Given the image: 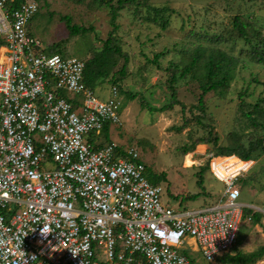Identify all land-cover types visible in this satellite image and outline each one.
<instances>
[{
  "label": "built area",
  "instance_id": "built-area-1",
  "mask_svg": "<svg viewBox=\"0 0 264 264\" xmlns=\"http://www.w3.org/2000/svg\"><path fill=\"white\" fill-rule=\"evenodd\" d=\"M39 8L0 0V264H193L180 251L191 237L209 262L231 251L244 170L222 177L209 154L222 197L164 205L138 148L92 142L107 123L123 124L119 88L98 97L84 81L86 59L50 52L28 27Z\"/></svg>",
  "mask_w": 264,
  "mask_h": 264
},
{
  "label": "rangeland",
  "instance_id": "rangeland-1",
  "mask_svg": "<svg viewBox=\"0 0 264 264\" xmlns=\"http://www.w3.org/2000/svg\"><path fill=\"white\" fill-rule=\"evenodd\" d=\"M117 1L114 0L113 4ZM138 1L122 9L116 20L119 25L117 36L129 56V72L123 82L124 93H121L122 106L119 110L123 124H114L112 135L122 145L138 148L143 161L153 172L158 175L166 173L167 178L160 182L164 205L178 210L214 205L222 197L226 186L212 169L199 174L201 167L207 164L210 152H217V146L248 145L250 140L264 136L263 126H255L245 116L241 106L244 99L246 111L251 110L254 103L263 99L262 112L254 116L264 123V64L253 61L242 49L245 44L239 39L232 23L233 16L240 15L246 24L249 23V33L258 29L264 33V0ZM46 2L54 13L51 15L49 10L40 7L38 15L28 24L30 32L45 46L55 49V44L62 42L60 48L63 55L86 60L102 49L113 28L110 6L98 0H44L42 4ZM146 2L167 9L157 15ZM65 14H69L74 23L93 29L72 35L59 16ZM164 20L167 22L162 26ZM199 46L221 48L239 56L240 61L226 95L209 92L206 95V114L200 115L203 124L212 129L211 137L215 134L219 136L218 144H198L195 150L185 153L188 145L197 138L207 136L210 130L194 119L199 111L189 109L192 104L198 103L201 94L202 67L196 70L195 76L188 75L177 83L178 98L186 104V110L180 105L165 111L158 108L171 101L168 88L171 73L174 70L180 72ZM159 52L165 54L158 63L152 62ZM121 64L120 59L116 70ZM113 85L109 79L97 83L96 95L107 99ZM127 93H134L137 97L129 99ZM148 106L157 109L152 110ZM95 136L101 138L103 131ZM254 156L255 159L249 161L237 155L214 159V169L222 177L236 176L244 170L242 181H237L241 189L239 200L252 210L254 205L264 209V150H259ZM200 177L204 179L205 188L198 185ZM199 192L202 194L198 199L182 201L184 196ZM238 242V247L245 252L262 246L264 223L254 224L245 215ZM180 251L186 253L193 264H210L191 243H186ZM216 264L223 263L217 261ZM256 264H264V258Z\"/></svg>",
  "mask_w": 264,
  "mask_h": 264
},
{
  "label": "trees",
  "instance_id": "trees-1",
  "mask_svg": "<svg viewBox=\"0 0 264 264\" xmlns=\"http://www.w3.org/2000/svg\"><path fill=\"white\" fill-rule=\"evenodd\" d=\"M44 0H39L40 7H43L46 10L50 9L49 4L44 3ZM84 1V0H80ZM102 4H106L111 7V23L113 25L112 30L109 32L108 37L103 43V47L101 50L95 52V54L87 59L86 68L84 72V81L86 85L95 90V86L97 83L104 81L105 79H109L117 85L119 88V93H124L123 90V82L127 78L129 72V56L123 49L120 44L119 38L117 36V30L119 29V25L116 20L119 16V13L122 9L126 8L127 5L135 4L139 2L138 0H118L117 4H113L114 0H98ZM16 4H12L15 6ZM146 5L149 8L154 9V13L157 15L162 14L161 12L165 11L167 7H157L152 6L148 2ZM51 15L54 13L53 10H49ZM39 11L36 15H38ZM35 15V16H36ZM61 20L65 22L67 28L69 29L72 35L78 34L80 32L87 33L92 30V27H86L82 25H78L73 22V18L69 14L59 15ZM156 19V17L154 18ZM166 20L162 22V26L166 24ZM232 23L234 29H236L238 33V37L241 41L244 42L246 53L250 56L253 61L264 64V33L262 30H255L253 33H249L248 26L249 23L246 24L240 15H234L232 18ZM219 39V38H218ZM2 43V38L0 36V44ZM61 45L62 42L55 44V49L49 47L50 52H58L61 53ZM165 52L156 53L152 62L158 63L159 58L163 56ZM120 59L122 60L121 67L116 70V67L120 63ZM239 56L236 54L227 52L221 48L217 47H208V46H199L195 49L192 59L189 63H187L180 72H176L175 70L171 73L169 80L168 88L171 91V101L158 108L160 111L173 109L176 105H180L183 110H186V104L178 98V87L177 83L181 78H184L188 75L195 76L196 70L202 67V72L200 74V89L201 94L198 98L197 104H192L190 106V110L193 109L198 110L199 112L195 114L194 119L198 120V123L205 128H210L208 125H204L200 115L206 114L207 108V100L206 95L215 91L220 96L226 95L229 90L233 79L235 78L236 68L239 65ZM199 70V69H198ZM110 77V78H109ZM129 99H135L137 97L134 93H127ZM241 97H243L241 95ZM262 100H258L256 103L252 105L251 110L246 111V103L245 100H241V106L244 109L245 116L253 123L255 126H263L264 123L259 122L257 118L254 116L255 113L262 112L263 107L261 106ZM147 105V104H146ZM150 109L156 110L157 108H153L151 106ZM189 121V120H188ZM109 123H107L103 130V136L106 141H109L110 137V129ZM178 130H182L181 127L177 128ZM213 135L212 129L210 128L207 136H202L197 138L191 145H188L185 148V153H188L192 150H195L198 144H208L215 143L218 144L219 136L217 134ZM217 152H210L215 156H231L237 155L242 160L249 161L254 160V154L259 150H264V136H259L256 139H252L249 141L248 145L243 143H239L237 145H226V146H217ZM211 169L210 160H208L207 164L201 167L199 174L206 172ZM146 174L149 180L152 183L160 184L162 180L167 178L165 172H162L160 175L156 174L146 165ZM242 177L238 178V181H242ZM244 181V180H243ZM203 177L198 179V185L203 188ZM205 188V187H204ZM202 192L195 193L193 195H186L182 198V201H187L189 199L195 200L201 196ZM245 215H252V222L254 224H261L263 219V213L260 211H254L250 208L244 209ZM240 233V232H239ZM239 237V235H238ZM238 240L233 245L231 250L233 253H226L223 256L219 257V261L223 264H255L258 261L264 258V244L259 248L251 251L245 252L238 247Z\"/></svg>",
  "mask_w": 264,
  "mask_h": 264
},
{
  "label": "crops",
  "instance_id": "crops-1",
  "mask_svg": "<svg viewBox=\"0 0 264 264\" xmlns=\"http://www.w3.org/2000/svg\"><path fill=\"white\" fill-rule=\"evenodd\" d=\"M109 129H110V139H109V141H106L105 140V138H104V136H102L101 138H98V136H95V135H92L91 136V138H92V142H94V144L98 147V148H102V147H105L107 144H109V143H111V142H116L119 146H120V148H124L126 145H122V142H118L116 139H115V137L112 135L113 134V130H114V128L113 127H115V125L114 124H109ZM254 206H256V205H254ZM258 206V205H257ZM264 215V214H263ZM247 216H249V215H247ZM250 222H252V220L250 221ZM253 223V222H252ZM262 223H264V216H263V219H262ZM261 223V224H262ZM240 232V231H239ZM238 240V239H237ZM189 243H191L193 246H194V248H195V250H198V245H197V243H196V241H195V239L193 238V237H191L190 239H189ZM227 253H233V251L231 250V251H229V252H227ZM186 254V253H185ZM224 254H226V253H224ZM224 254H222V255H219V256H217V258L213 261V262H210V264H216V262L217 261H219V257H221V256H223ZM187 255V254H186ZM188 256V255H187ZM209 262V261H208ZM220 262V261H219ZM256 264V263H255Z\"/></svg>",
  "mask_w": 264,
  "mask_h": 264
}]
</instances>
